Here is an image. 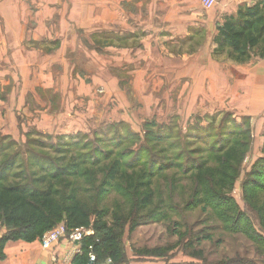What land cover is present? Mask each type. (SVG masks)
I'll return each mask as SVG.
<instances>
[{
  "label": "rangeland",
  "instance_id": "rangeland-1",
  "mask_svg": "<svg viewBox=\"0 0 264 264\" xmlns=\"http://www.w3.org/2000/svg\"><path fill=\"white\" fill-rule=\"evenodd\" d=\"M132 2L134 7L119 8L117 19L114 15L112 19L104 0H0V146L6 148L1 160L19 154L18 164L24 160L25 166L40 172L44 161L27 157L29 150L46 160L57 158L55 167L75 164L76 176L62 181L88 187L80 195L83 201L100 198L99 209L108 212L110 223L121 225L128 264H221L239 259L264 264V190L249 185L259 182L264 187V180L255 177L264 161V72L258 68H264L263 47L248 61L236 60L230 50L220 49L219 21L210 27L195 23L187 38L162 41L157 34L169 24L157 18L172 13V7L163 0ZM191 5L185 3V10L178 5L175 12L192 11ZM125 18L128 22L121 23ZM68 35L77 36L79 44L76 49L74 41L68 43L65 59L60 49ZM35 51L41 56L35 58ZM96 54L106 62L105 68L96 63ZM92 67H100L97 78L104 84H97L98 100L90 107L92 98L68 92L77 91V84L71 85L76 70L89 74ZM256 69L263 78L259 76L258 90L252 92L247 72ZM67 119L74 124L69 130L64 125ZM246 131L251 143L234 186L224 194L216 182L206 181L201 199L193 182L199 173L185 174L187 163H204L202 173L219 176L226 170L224 161L218 160L224 154H211L210 147L235 136L238 143L246 138L239 134ZM74 142L79 146L56 150ZM151 149L155 160L170 169L154 178L160 200L155 208L139 213L145 223L131 232L130 214L144 192L125 196L121 186L119 191L97 194L102 185L88 183L95 173L99 182L103 180V170L98 173L100 167L92 163L108 167L123 155L125 164L136 166L139 151ZM61 152L66 153L64 160ZM105 154L110 157L103 161ZM152 159L144 153L141 160L149 164ZM20 168L14 173L24 171V164ZM139 170L124 172L139 174ZM206 195L210 201L205 202ZM211 195H223L232 204ZM199 199L203 201L197 204ZM229 207L243 219H224ZM150 213L155 220H147ZM0 227L6 233V227ZM191 241L203 251L202 259L192 257ZM147 248L158 258H145Z\"/></svg>",
  "mask_w": 264,
  "mask_h": 264
},
{
  "label": "trees",
  "instance_id": "trees-1",
  "mask_svg": "<svg viewBox=\"0 0 264 264\" xmlns=\"http://www.w3.org/2000/svg\"><path fill=\"white\" fill-rule=\"evenodd\" d=\"M237 14V16L227 18L218 27V43L221 51L228 49L231 51V57L233 56L240 62H245L251 58L253 51L259 49L261 46L264 49V0L252 7L240 9ZM262 53H264V50ZM239 135L246 136V138L236 143L235 139L238 136H235L232 138L234 140L228 139L227 142L222 143L219 147H210L211 154H224L218 160L220 162L224 161L223 164L226 166V170H221L219 176L216 174L208 176V172L202 173L205 171L204 163H187L190 165L186 166V169L183 170L185 174L190 172L199 173L197 177H194L195 180L193 182L195 183L194 193L201 194V199H204L206 181L212 184L216 182L214 186L219 188L224 194L228 193L234 186L240 174V165L243 163L251 143V135L247 131L245 133L241 132ZM226 144L230 145V147L225 148ZM70 146H79V142L64 144V146L60 145L58 149H55L58 152H60L59 149L66 152ZM5 152L6 148L0 146V224L7 229L4 237L0 239V260L4 258V247L10 241H26L30 243L41 241L46 233L53 230L56 226L63 224L69 233L86 228H92L95 231L94 236H87L81 242L82 251L75 256L72 264H89V254L91 252L96 255L97 264H128L123 237H121L119 232L121 225L117 224V222L116 224L110 223L108 212L99 209L100 198L95 199L93 203L87 200L83 201L80 195L85 191L87 192L89 190L88 187H80L72 181H62L63 178L76 176L72 175L77 173L75 164L55 167L58 165L57 162L60 161L57 158L46 160L43 157L32 155L31 151L28 150L25 152L27 157L34 156L37 162L41 163L44 161V163L46 162L50 166L45 167V164L41 163L43 165L39 169L40 173L34 170L33 167L28 168V165L25 166V161L23 160L24 171L15 174L14 172L17 169H21V165L23 166V164H18L20 156L19 154H14L12 157L5 156V159L1 160L2 154L4 155ZM139 152L142 155L139 160L140 163L136 166L125 164L127 157L123 155L110 166L103 168H101L100 161L94 160L93 166L100 167L98 173L103 170V180L99 182V175L95 173L93 175L94 179L92 178L91 182L88 183L94 186L96 184L102 185L97 190V194H110L111 192L119 191V187L121 186L122 188L123 186L125 187V196L130 193L140 194L144 192L139 197V200L135 201L130 214L131 232L135 231L141 223H145L139 213L153 208L156 205V201L160 200L153 186L154 178L163 175L170 169L169 164L155 160L152 155V149L146 152L140 150ZM144 153H147L148 157L152 156L153 158L149 164L143 163L141 160ZM62 154H64V160L67 156L66 153ZM109 157L110 154H105L103 161L109 159ZM133 168L140 169V173L134 172L128 175L124 172V169L130 170ZM231 171L232 174H229ZM255 177L264 180L263 160L257 167ZM249 185L259 186L260 190H264V187L259 182H252ZM69 190H72V193H69ZM211 197L214 200L219 197L221 201L222 199H226L223 195H211ZM205 199V202L207 200L210 201L207 195ZM202 201L199 199L197 204L202 203ZM226 201L227 205L232 204V199L229 198ZM228 210L231 211L229 214L224 213V219L228 222L232 221L233 217L238 218V216H241L240 219H243L242 215L238 214V211H235L236 213L232 212L234 211L233 207H229ZM125 214L123 213V215ZM150 215L151 213L147 215L149 217H146L148 221L156 219V216L153 215L151 217ZM189 247L192 250V257L203 258V251L198 250L194 242L191 241ZM145 252L146 255L144 257L146 258L147 256V259L148 257L158 258L155 256V253H151V249L149 248ZM136 254L143 256L138 250ZM108 260L112 262L109 263ZM221 264L256 263L248 259L246 261L239 259Z\"/></svg>",
  "mask_w": 264,
  "mask_h": 264
},
{
  "label": "crops",
  "instance_id": "crops-1",
  "mask_svg": "<svg viewBox=\"0 0 264 264\" xmlns=\"http://www.w3.org/2000/svg\"><path fill=\"white\" fill-rule=\"evenodd\" d=\"M132 1H134V0H107V1L104 0V2L106 3L105 12L107 13V15H109V13H110V17L112 19H114V17H116L115 15L117 14V10L119 8L123 9V11H124L125 5H126V7H134V5H136V4H133ZM158 1L161 2V0H158ZM163 1H164V3H163L164 5H168V6L172 7L173 12L168 14V15H164L163 17L157 18V22L169 24V25H167V27L162 28L164 30V32H162V30H161V32L159 34H157V38H161V39H163L162 41H165V42L168 40H173L174 42H176L178 39L182 40V36L187 38L189 36V31L193 30L191 27H193L195 23H201V22L205 23L206 27H210L211 24L216 23V21L223 23L227 18H231V16H237L238 15L237 13L240 9H243L246 7H252V6L256 5L257 3H260L263 0H220V2L216 5V7L213 9H210V10H206L203 7V3H202L203 0H163ZM189 1H191V3H192V5H191L193 7L192 11H188L187 13L185 12V13H181V14H178L177 12H175L178 5L180 7H182L183 10L188 9V8H186L185 3L188 4ZM178 3H180V4H178ZM136 7L138 8L139 6L137 5ZM204 13L211 15V18L205 17L203 15ZM113 15H114V17H113ZM116 19H117V17H116ZM176 21H178V22L182 21L183 24L177 27L176 25L172 24V22H176ZM127 22H128V19L125 18V20L122 21L121 23L125 24ZM65 23L66 22L63 23V26ZM97 26H98V24H95V26H94L95 30H93V33H97L96 32ZM168 33H170V37H167L169 35ZM69 37H70L69 35L65 36L64 37L65 39L62 40V46L64 47V48L60 49L61 50L60 54L62 57L68 56L66 47L68 46L69 42L74 41V46L76 49H77V47H76L77 44H79V40H78L77 36L70 37V38ZM0 48H2V47L0 46ZM35 52H36L35 58L38 55L41 56L37 51H35ZM32 53H34V52L28 51L29 55H31ZM96 55L97 56L95 58H96V60H98L96 63L101 65L102 68H105L106 62L102 58H100V56L98 54H96ZM32 56H34V54ZM32 56H28V58H29L28 61L33 60ZM30 57H31V59H30ZM66 58L68 59V57H65V59ZM115 59H116L115 57L112 58L113 61ZM107 64H110V63L108 62ZM211 65H212V63H211ZM260 67H258V68L260 70H262V72H264V68L261 69ZM99 68L100 67H97L95 70V68L92 67V69L89 71V74H85L84 72L80 73L77 69L76 74H75L76 81L71 79L72 80L71 81L72 86L77 84V91L74 90L73 88H71L69 90L68 94L77 93L79 98L82 96H84L85 98H87V97L92 98V99H88L89 100L88 102H89V106L93 107V105H94L93 100H98V96H96L97 89H98L97 86H100V85H97V84H101V85L104 84V79L97 78V77H100V75H98V70L100 71ZM259 69L249 70L250 72L249 71L247 72V74L248 73L251 74V75H248L250 78L248 89H250L252 92H254V90H258V87H259L257 85V83L259 80V76L260 77L262 76V74H260L258 72ZM108 74H109V72H108ZM261 78H263V77H261ZM78 79H80V81ZM111 81H113L114 83H117L116 82L117 80L114 77L111 78ZM69 82H70V80L68 81V83ZM87 82H89L88 85H87ZM211 82H213V75H211ZM106 86H110V84L106 85ZM36 89H33V92H35ZM50 89L51 88H49L47 90H50ZM235 91H239V90L236 88ZM62 92L64 94L67 93V91L64 89ZM27 94L28 93L25 92V93H23V96H25ZM22 104L25 105L26 103L22 102ZM22 108L24 109V106ZM4 110H5V108H4ZM51 119H56V116H53ZM64 125L66 128L68 127L67 130L70 129L69 127L74 126L73 122L70 121L69 119L66 120V124H64ZM3 234L5 235L4 231H3ZM52 247L53 248L49 249V250L44 249L42 247L41 241H35V242H31V243L26 242V241L25 242H23V241H10L4 247V249H5L4 250V258L2 260H0V264H53L52 263V256L53 255L65 256L73 250L74 245L72 243H70L69 241H67L66 239H63L60 242L56 243V245H53Z\"/></svg>",
  "mask_w": 264,
  "mask_h": 264
},
{
  "label": "built area",
  "instance_id": "built-area-1",
  "mask_svg": "<svg viewBox=\"0 0 264 264\" xmlns=\"http://www.w3.org/2000/svg\"><path fill=\"white\" fill-rule=\"evenodd\" d=\"M220 2V0H203V7L206 10H210L216 7V5ZM95 231H93L92 228H86V229H79L71 231V233L68 232L65 225L60 224L56 226L53 230L46 233L43 238L41 239L42 247L46 250L52 249L53 245H56V243L60 242L63 239H66L70 243L74 245L73 250L65 255V256H59V255H53L52 256V263L53 264H72L73 259L76 255L80 254L82 251L81 242L87 237V236H94ZM4 237L3 230L0 227V239ZM89 261L93 262L94 264H97V258L94 253L89 254ZM109 263L112 261L108 260Z\"/></svg>",
  "mask_w": 264,
  "mask_h": 264
},
{
  "label": "water",
  "instance_id": "water-1",
  "mask_svg": "<svg viewBox=\"0 0 264 264\" xmlns=\"http://www.w3.org/2000/svg\"><path fill=\"white\" fill-rule=\"evenodd\" d=\"M89 264H94L93 262H89Z\"/></svg>",
  "mask_w": 264,
  "mask_h": 264
}]
</instances>
